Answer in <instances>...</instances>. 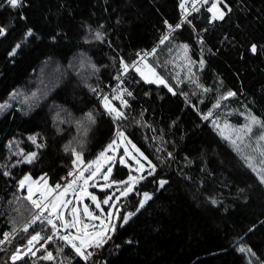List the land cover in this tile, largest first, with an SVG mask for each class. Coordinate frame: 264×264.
I'll list each match as a JSON object with an SVG mask.
<instances>
[{"label": "trees", "instance_id": "1", "mask_svg": "<svg viewBox=\"0 0 264 264\" xmlns=\"http://www.w3.org/2000/svg\"><path fill=\"white\" fill-rule=\"evenodd\" d=\"M191 1L22 0L12 8L0 0V240L10 235L0 264H264V184L212 125L264 123V0H221L223 19L200 3L180 20ZM155 44L150 60L172 91L133 66ZM50 63L60 68L46 84L37 73ZM121 92L127 106L116 98ZM228 92L235 95L224 99ZM105 96L124 118L105 109ZM118 132L154 169L119 200L104 243L87 247L85 260L60 239L59 219L55 235L45 221L25 233L36 208L20 177H45L54 189L78 174L73 149L86 162ZM251 141L244 151L259 152ZM128 173L116 164L112 178ZM145 193L151 199L141 208ZM36 232L44 239L13 260ZM49 252L53 259H43Z\"/></svg>", "mask_w": 264, "mask_h": 264}, {"label": "rangeland", "instance_id": "2", "mask_svg": "<svg viewBox=\"0 0 264 264\" xmlns=\"http://www.w3.org/2000/svg\"><path fill=\"white\" fill-rule=\"evenodd\" d=\"M212 4L210 5V8L212 7ZM217 8L224 13V8L222 7L221 4H217ZM214 12H216L215 9L211 12L212 16H214ZM83 60L87 61L86 59L82 58L81 59L82 65H84ZM182 61L185 62L186 57L182 58ZM154 62L153 60H150L149 62L146 61L144 63V67L142 68L139 67L145 73V75L148 76V79L150 80L155 79V77H153L149 71V67L151 69H156L152 65V63ZM133 66L138 67L135 64V62ZM59 68L60 66L57 63H50L49 65H46L44 68L42 67L40 73H37V78L43 79L44 76L46 77V79L43 80L44 83L53 84L54 83L53 81L51 82L48 81V76L51 75V72L53 76H55ZM155 72L157 76L163 78L167 86L170 87V85L167 83L165 78L161 76L159 73H157L156 70ZM137 73L143 80H145L141 76L140 72L137 71ZM170 81L173 84H175L172 80ZM154 84H161V83L154 82ZM179 86H180L179 83H176L174 89H178ZM103 106H104V102H103ZM105 109L108 110L107 108ZM212 125L225 138L228 144L236 152H238L241 156H243L244 160H246L248 164L252 165V168L256 169L257 173H260V175H264V164L261 163V161L264 160V156L261 155L262 151L264 150H262L260 147L263 146L264 149V141L259 139L262 133H260V131L255 127V125L251 123V121L243 125H236L227 118H222V119L217 118L214 120V123ZM248 126H251L252 128L251 133H248L246 131ZM80 139H82V137H80ZM233 140L236 141L235 144L232 143ZM251 140H254L256 142L260 150L259 152H258V148H256V151L254 152L250 145H248L249 147L247 148V150L244 151L243 144H250L251 142H253ZM113 141H116V143L113 144L112 148L108 149V151L105 152L104 157H100V159L97 161V157L99 156V154L101 152H104V150L108 148V145L111 144ZM128 141L129 140H127L124 136L120 137L116 135V137L108 141L100 150L97 151V153L93 157H91L86 162H83L84 160L81 157L78 158L77 160L78 163L77 161H75V165L78 164L77 169L79 176L80 173L83 171V178L80 179L83 182V187L86 188L87 192L90 193L91 195H84L83 192H80L79 194H73L72 190H67V192L63 196H60V193L64 192L65 187H62L57 192H55L54 189L51 186H49L47 179L45 177L39 176L37 178H33L28 173L22 175L20 179L17 181L18 188L23 192L24 197H27L29 195V187H31L32 199L36 200V196H39L40 200L42 199V197H47V199L44 200V203H48L49 201H55L58 196L60 198V201H70L71 203H68L66 207H64L61 204V207L58 208L57 211L63 213V220L71 222L73 220L72 210L74 208L77 210L76 216L81 221V223L78 224L76 228H68L69 232H71L73 235L80 234L78 232V229L83 228V225H88L87 229H84V231L91 234H96L103 229L105 236L109 231H111L113 227V223L116 219L115 208L119 200L130 194L133 191L136 182L138 180H141L146 174L151 173L153 170V164L149 161V159L144 154L143 156H141L140 155V153H142L141 150L134 144L136 146V149H139V152H137L136 149L132 147L133 143L132 142L128 143ZM125 148H127L129 155H125ZM108 157H111V159H108ZM145 157L147 159H145ZM121 158H123L124 163L120 162ZM92 161H97V162L91 163ZM137 161H139V163H137ZM116 164L128 168L129 173L124 179L117 180L112 178V172ZM141 164L143 165L142 169L140 168ZM86 167L88 168V170L84 171ZM98 167H99V171L97 172L96 176L90 179L87 185H84V178L91 175V173L96 171ZM109 167H111L110 173L108 172ZM105 174L108 175V180L104 179ZM129 176H132L135 179L129 181ZM25 177H28L29 179L25 180L24 186L21 187L20 181L24 180ZM121 181H124L126 183H120ZM108 184H111V187H108L107 186ZM125 191L126 194H124ZM92 195H94L97 198L95 202L91 199ZM106 198H108V204L103 203V201ZM142 201H145L144 194L141 197L140 203ZM97 203L100 204L99 208H97L96 206ZM85 206H87L89 212H91L94 216L99 218L92 219L91 217L85 215L84 213ZM17 210L19 209L17 208ZM12 221L14 223H18L20 221V215H14ZM61 227L64 228L62 225ZM85 238L87 239V237ZM76 243L77 245H79V241H77ZM94 244L95 242H93L91 246Z\"/></svg>", "mask_w": 264, "mask_h": 264}, {"label": "snow or ice", "instance_id": "3", "mask_svg": "<svg viewBox=\"0 0 264 264\" xmlns=\"http://www.w3.org/2000/svg\"><path fill=\"white\" fill-rule=\"evenodd\" d=\"M7 4L10 5L12 8H18V7H21L22 6V0H6ZM204 2H207V0H204ZM220 2V0H217L216 3H213L212 4V7L209 8V11L212 12L214 9L216 10V12H214V16L213 18L214 19H223L224 18V13L222 11H220L218 8H217V4ZM195 5V0H194V3H193V6ZM181 7L183 8L184 5L181 4ZM171 28V26H169ZM177 28L180 27V25H176ZM4 28L0 27V35H3L4 34ZM28 36H31L33 35V33L31 31H29L27 33ZM96 39H101V35L100 33H96ZM168 37L165 36L164 37V40H167ZM164 40L161 41V43L164 42ZM19 47V45H17V48ZM185 48H187V45H184ZM252 51L255 52L256 51V46L253 45L252 47ZM12 55L15 54V49L13 50V52L11 53ZM201 63H203V61H201ZM128 65L125 64L124 65V68L125 70L128 69ZM136 71L140 72L141 76L149 83H154V82H158V83H161V84H165V86H167L166 82L163 80V78L157 76L156 72H155V69H151L149 67V71L151 73V75L153 77H155V79L153 80H150L148 79V76L145 75V73L139 68V67H136ZM169 91H172V88L169 87ZM175 94V93H174ZM128 95L131 96V92H128ZM235 93L233 92H228L227 95L224 97V99H227V97H230V96H234ZM104 106L105 108H107L109 110L110 113H115V119H122L124 118L125 114L121 111H119L118 109H116L115 107L111 106L109 100H108V97H104ZM117 99H120V97H117ZM121 103L124 104L125 106H127V101L125 100H121ZM215 107H219V102L215 105ZM212 113L209 112L206 116H204V119H208L209 116H211ZM88 120L91 121V122H94V117L91 113L88 114ZM251 119V123L252 124H258L260 125L262 128H264V123H262L261 121L257 120L255 117H250ZM246 131L248 133H251L252 131V128L251 126H248ZM118 136L120 137H123L124 136V133L123 132H118L117 133ZM34 139V138H33ZM260 140L264 141V134H262L260 137H259ZM116 141H113L111 144L108 145V148H106L104 150V152H101L99 154V156L97 157V161L100 159V157H104L105 156V152L108 151V149L112 148L113 144H115ZM128 143H131V141H128ZM233 144L236 143L235 140L232 141ZM132 147L134 149H136V146L133 144ZM67 150V149H66ZM73 151V154L75 156H77V158L80 157V153H77L74 149L72 150ZM137 152H139V149H136ZM125 155H129L128 153V150L127 148H125ZM141 156H143V153H140ZM262 156H264V151H262L261 153ZM35 157V153L32 154V158ZM108 159H111V157H108ZM145 159H147L145 157ZM97 161H92L91 163H96ZM121 163H124V160L123 158H121ZM75 163V161H74ZM137 163H139V161H137ZM150 163V162H149ZM262 164H264V160L261 161ZM90 167V165H89ZM249 167H252L251 164H249ZM140 168L142 169L143 168V165L141 164L140 165ZM153 169H154V166H153ZM88 168L86 167L84 169V171H87ZM99 171V167L97 168L96 171L92 172L91 175H89L88 177L84 178V185H87L88 184V181L90 179H92L94 176H96L97 172ZM253 171H256L255 168H253ZM108 172L110 173L111 172V167L108 168ZM151 174V173H149ZM258 176H259V179H260V182L261 184H264V175H260V173H257ZM69 175H72V173H69ZM83 178V171L80 173V176H78L76 179H81ZM29 178L28 177H25L24 180H21L20 181V186L23 187L24 186V183H25V180H28ZM44 179V178H42ZM104 179L105 180H108V175L105 174L104 176ZM135 178L132 177V176H129V181H132L134 180ZM76 181H72V184H75ZM120 183H126L124 181H121ZM166 183V181H161V186H163V184ZM108 187H111V184H108L107 185ZM71 187V184L68 185L64 192L60 193V196H63L68 188ZM56 188L59 189L60 188V185H56ZM81 191L83 192L84 195H91L90 193L87 192V189L82 187L81 188ZM126 194V191L125 193ZM144 197H145V201H142L140 203V207L142 208L144 206V202H146L148 199H151V197L145 193L144 194ZM25 199L31 201V204L33 205L34 208H37L39 209V212L34 214L32 216V218L23 225V228L22 230L27 233L29 231V228L34 225L37 221H41L43 222V220L41 219V217L43 216V213L45 211H48V217H46L45 219H47V223L49 225L52 226V229H53V234L55 235L56 232L59 231L58 227H57V224L53 221V219H51L50 217L53 216V214L56 215V219H59L62 221V226L65 228V229H68V228H76L78 224L81 223V221L78 219V217L76 216V212L77 210L74 208L72 211H73V220L71 222L69 221H66V220H63V213L62 212H58L57 209L61 207V204L66 207L68 203H71L70 201H60V198L59 196L56 198L55 201H49L48 203H44V200L47 199V197H42V199L40 201H37L35 199H32V189L31 187H29V195L27 197H25ZM91 199L95 202L96 201V197L94 195L91 196ZM59 201V202H57ZM104 204H108V198H106L104 201H103ZM97 208L100 207V204L97 203ZM84 213L85 215L91 217L92 219H98L99 217H96L94 216L91 212L88 211V208L87 206H85V209H84ZM133 215V213H129L127 216H124L123 217V220L125 222L128 221V219L130 218V216ZM88 225H83V228H80L78 229V232L80 234L78 235H73L71 232H68L66 235H62L60 236V239L61 240H64L68 245H70L76 252L77 255L79 256H82L85 260L88 259L89 256L92 255L91 252H88L87 254H85V249L86 247L88 246H91V244L93 242H95V246L96 247H100L102 245V243H104V231L103 229L99 232V233H96V234H91V233H88L86 231H84V229H87ZM13 231H15V229H13ZM9 236L8 233H5V239H7ZM87 237V239L85 238ZM41 239H44L41 234L39 232H36L35 234L31 235L30 239L28 240V245H32L33 242H37ZM48 240H52L53 237L52 236H49L47 237ZM77 241H79V245H77ZM4 241L0 240V243H3ZM19 249H17V253L12 257L13 260H16V259H19L20 256H19ZM241 251H244V249L242 248ZM34 254V253H33ZM43 259H46V260H51L53 259V255L51 252H49L46 256L43 257Z\"/></svg>", "mask_w": 264, "mask_h": 264}, {"label": "built area", "instance_id": "4", "mask_svg": "<svg viewBox=\"0 0 264 264\" xmlns=\"http://www.w3.org/2000/svg\"><path fill=\"white\" fill-rule=\"evenodd\" d=\"M220 1H221V0H220ZM191 2H192V1H191ZM213 2H217V0H207V2H204V0H195V5L193 6V3H194V0H193V2H192V3L188 6V8L186 9L187 11L181 15V19H180V20H182L188 12L197 10L198 5H199L200 3H213ZM219 3H220V2H219ZM178 24H179V23H177V24H175V25H171V28H175L176 25H178ZM155 48H156V44L153 45L151 48L145 50V51H141V52L139 53V57H138L137 61H135V64H136V65H140V64H141L142 62H144L145 60H150V59H152V58L154 57ZM106 93H108V91H106L104 94L106 95ZM102 97H103V96H102ZM102 97H100V100L102 99ZM117 97H120V99H117L118 101L124 100L125 97H126V92H121L120 94L116 95V98H117ZM75 173H76V171H75V172H72V175H70V176H67V177L65 176V177H63L62 182L59 184V185H60V188H62V187H65V188H66L68 185L71 184V187L68 188V190H72V192H73L74 194H78V193H80V192H81V188L83 187V182H82L80 179H76V178L78 177V174L76 175ZM74 180L76 181V183H75V184H72V181H74ZM60 188H59V189H60ZM59 189L54 188V191L57 192ZM39 199H40V197H39V196H36V200L39 201ZM38 212H39V209L36 208V209H35V213H38ZM46 217H48V211H45V212L43 213V216L41 217V219L47 223V219H45ZM50 218L53 219L54 222L57 220L55 214H53V216L50 217ZM47 225H49V224L47 223ZM50 226H51V225H50ZM68 232H69V231H68L67 229H64V230L60 233L59 236L66 235ZM51 233H53V229L51 230ZM9 237H10V235L8 236L7 239H5V237H3V238L1 239V240L4 241V242H3V243H0V247H1V246H2V245H3V244L9 239ZM35 243H36V242H33L32 245H28V244H27V247H26V248H28L29 250H31L32 246H33ZM23 249H24V248H23ZM23 249H19V250H20V251H19V256L22 254ZM16 253H17V252H16Z\"/></svg>", "mask_w": 264, "mask_h": 264}, {"label": "water", "instance_id": "5", "mask_svg": "<svg viewBox=\"0 0 264 264\" xmlns=\"http://www.w3.org/2000/svg\"><path fill=\"white\" fill-rule=\"evenodd\" d=\"M28 252H29V249L28 248H24L22 254L20 255V257L25 256Z\"/></svg>", "mask_w": 264, "mask_h": 264}, {"label": "bare ground", "instance_id": "6", "mask_svg": "<svg viewBox=\"0 0 264 264\" xmlns=\"http://www.w3.org/2000/svg\"><path fill=\"white\" fill-rule=\"evenodd\" d=\"M175 25V24H174ZM170 29H172V28H170Z\"/></svg>", "mask_w": 264, "mask_h": 264}]
</instances>
